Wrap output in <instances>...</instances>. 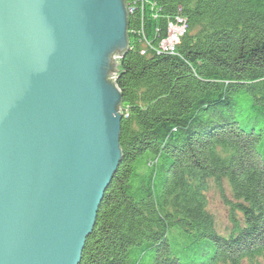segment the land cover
<instances>
[{"label":"trees","instance_id":"obj_1","mask_svg":"<svg viewBox=\"0 0 264 264\" xmlns=\"http://www.w3.org/2000/svg\"><path fill=\"white\" fill-rule=\"evenodd\" d=\"M142 1L115 79L122 159L80 264H264V0ZM178 14L176 54L156 55Z\"/></svg>","mask_w":264,"mask_h":264},{"label":"water","instance_id":"obj_2","mask_svg":"<svg viewBox=\"0 0 264 264\" xmlns=\"http://www.w3.org/2000/svg\"><path fill=\"white\" fill-rule=\"evenodd\" d=\"M125 0H0V264H80L122 159Z\"/></svg>","mask_w":264,"mask_h":264},{"label":"built area","instance_id":"obj_3","mask_svg":"<svg viewBox=\"0 0 264 264\" xmlns=\"http://www.w3.org/2000/svg\"><path fill=\"white\" fill-rule=\"evenodd\" d=\"M143 7V1L142 0H125V7L127 11V15L133 14L138 7ZM154 8V4L150 5V8ZM154 17L157 16V11ZM187 21L186 19L178 14L174 18H172L166 28V36L162 38L156 48H153L152 50L155 52L156 55L167 53V54H176V46L180 42L181 37L184 36V34L187 31ZM142 53H145L143 50Z\"/></svg>","mask_w":264,"mask_h":264},{"label":"rangeland","instance_id":"obj_4","mask_svg":"<svg viewBox=\"0 0 264 264\" xmlns=\"http://www.w3.org/2000/svg\"><path fill=\"white\" fill-rule=\"evenodd\" d=\"M131 15V14H130ZM186 34V33H185ZM184 34V35H185ZM172 55V54H170ZM209 199V207L208 210L214 216L217 229L222 231L226 227H228V220L226 218L227 208L223 204L221 198L214 188H210L207 192Z\"/></svg>","mask_w":264,"mask_h":264}]
</instances>
